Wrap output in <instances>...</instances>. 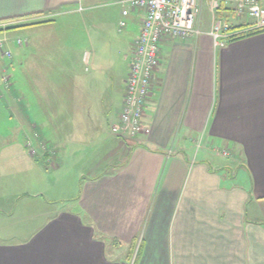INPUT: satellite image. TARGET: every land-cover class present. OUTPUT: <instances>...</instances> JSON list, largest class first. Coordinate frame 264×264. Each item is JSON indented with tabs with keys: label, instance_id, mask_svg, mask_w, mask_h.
<instances>
[{
	"label": "crops",
	"instance_id": "crops-1",
	"mask_svg": "<svg viewBox=\"0 0 264 264\" xmlns=\"http://www.w3.org/2000/svg\"><path fill=\"white\" fill-rule=\"evenodd\" d=\"M92 1L0 0V31L53 25ZM203 3L194 37L161 43L150 136L115 135L114 158L84 180L76 207L48 216L19 243L0 241V264H264V32L221 47L215 20L236 26L234 12L223 5L214 16ZM142 19L121 12L128 56ZM128 73L120 94L105 91L87 106L96 136L118 123Z\"/></svg>",
	"mask_w": 264,
	"mask_h": 264
},
{
	"label": "rangeland",
	"instance_id": "rangeland-1",
	"mask_svg": "<svg viewBox=\"0 0 264 264\" xmlns=\"http://www.w3.org/2000/svg\"><path fill=\"white\" fill-rule=\"evenodd\" d=\"M117 1L93 0L92 9L77 7L53 25L0 31L12 56L0 55L1 242L19 243L48 216L76 207L84 180L114 158L117 138L108 126L96 136L86 108L100 93L120 94L130 68ZM201 3L203 12L207 4ZM28 39L29 48L16 43ZM24 54L28 62L22 67ZM100 70L109 78L100 77Z\"/></svg>",
	"mask_w": 264,
	"mask_h": 264
},
{
	"label": "built area",
	"instance_id": "built-area-1",
	"mask_svg": "<svg viewBox=\"0 0 264 264\" xmlns=\"http://www.w3.org/2000/svg\"><path fill=\"white\" fill-rule=\"evenodd\" d=\"M122 16L140 12L143 15L142 28L134 39L130 51V68L125 82L123 103L118 114V123L111 127V132L127 140L140 136L149 137L151 128L146 124L147 101L153 95L158 69L161 66V43L166 38L188 40L196 34L195 24L202 13L199 0H122ZM221 5L230 7L237 23L246 27L239 33L231 31L232 23L226 20H215L211 33L216 44L223 47L230 36L247 34L264 29V0H209L210 9L215 16ZM250 19V20H248ZM126 23H119L120 30ZM6 40H0V54L11 58L6 50ZM23 45L22 40L16 42ZM6 83L9 77L3 79ZM46 149V145H42ZM201 148V142L197 149ZM217 153L229 157L227 149L215 148ZM34 154L35 152L32 151Z\"/></svg>",
	"mask_w": 264,
	"mask_h": 264
},
{
	"label": "trees",
	"instance_id": "trees-1",
	"mask_svg": "<svg viewBox=\"0 0 264 264\" xmlns=\"http://www.w3.org/2000/svg\"><path fill=\"white\" fill-rule=\"evenodd\" d=\"M222 8H223V5H221V7L217 10V13L218 12H220V11H222ZM246 26L244 25V24H238V25H236V26H232L231 27V31H233V32H235V31H237V30H241V29H243V28H245ZM13 28H20V26H15V27H13ZM264 32V29H262V30H256V31H251V32H249V33H247L246 35H256V34H260V33H263ZM239 35H242L241 37H244L243 35L244 34H236V35H232V36H230L228 39H230V38H234V37H236V36H239Z\"/></svg>",
	"mask_w": 264,
	"mask_h": 264
}]
</instances>
